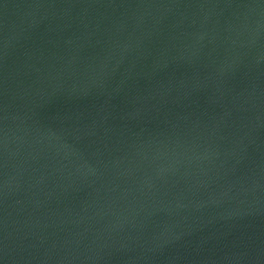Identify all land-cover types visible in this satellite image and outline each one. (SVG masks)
<instances>
[{
    "label": "water",
    "instance_id": "1",
    "mask_svg": "<svg viewBox=\"0 0 264 264\" xmlns=\"http://www.w3.org/2000/svg\"><path fill=\"white\" fill-rule=\"evenodd\" d=\"M0 264H264V0H0Z\"/></svg>",
    "mask_w": 264,
    "mask_h": 264
}]
</instances>
